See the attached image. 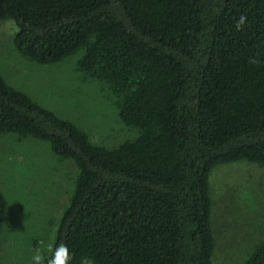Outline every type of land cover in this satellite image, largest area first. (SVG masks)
Wrapping results in <instances>:
<instances>
[{"label":"trees","instance_id":"obj_1","mask_svg":"<svg viewBox=\"0 0 264 264\" xmlns=\"http://www.w3.org/2000/svg\"><path fill=\"white\" fill-rule=\"evenodd\" d=\"M4 20L34 63L77 55L133 131L94 143L0 74V135L45 141L75 168L41 264L60 244L69 264H214L210 173L264 166V0H0ZM6 209L0 188V236ZM241 264H264V242Z\"/></svg>","mask_w":264,"mask_h":264},{"label":"rangeland","instance_id":"obj_2","mask_svg":"<svg viewBox=\"0 0 264 264\" xmlns=\"http://www.w3.org/2000/svg\"><path fill=\"white\" fill-rule=\"evenodd\" d=\"M15 32L12 20L0 21V74L10 86L74 122L94 143L114 146L133 136L118 121L107 90L76 69L77 55L54 64L34 63L14 48ZM74 175L72 162L55 155L47 142L0 135V188L7 207L0 264H35L32 257L49 250ZM209 186L212 260L241 264L252 246L264 242V166L248 161L219 165L210 173Z\"/></svg>","mask_w":264,"mask_h":264},{"label":"clouds","instance_id":"obj_3","mask_svg":"<svg viewBox=\"0 0 264 264\" xmlns=\"http://www.w3.org/2000/svg\"><path fill=\"white\" fill-rule=\"evenodd\" d=\"M242 22L243 17L241 18L240 23ZM237 27H239V23ZM49 248L51 249V245H49ZM70 259L71 257L68 248L63 244H60L52 252V258L48 261V264H69ZM32 260L35 264H41L42 257L39 254H36L32 257Z\"/></svg>","mask_w":264,"mask_h":264}]
</instances>
